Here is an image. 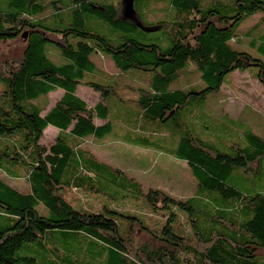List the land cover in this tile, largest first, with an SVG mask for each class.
Listing matches in <instances>:
<instances>
[{
	"label": "trees",
	"instance_id": "obj_1",
	"mask_svg": "<svg viewBox=\"0 0 264 264\" xmlns=\"http://www.w3.org/2000/svg\"><path fill=\"white\" fill-rule=\"evenodd\" d=\"M162 2L165 16L150 20L152 5ZM131 9L136 19L123 15L120 0H0V171L28 184L20 191L0 178V264H264V185L253 186L254 178L264 182V137L247 129L245 145L232 139L222 151L180 116L187 109L195 117L235 70L259 66L255 76L264 84L263 61L231 41L253 14L264 23V0H132ZM96 19L111 28V38L89 30ZM257 47L264 54V36ZM94 51L121 73L152 72L148 86L137 89L135 118L113 123L105 101L120 79L97 68ZM194 73L203 88L169 89ZM78 85L102 101L88 107ZM58 89L61 97L45 111L46 97ZM48 126L57 135L46 146L40 139ZM116 127L121 142L186 162L213 204L144 191L81 146ZM231 128L222 123L229 134ZM234 177L251 182L242 188ZM100 197L142 198L165 217L151 226Z\"/></svg>",
	"mask_w": 264,
	"mask_h": 264
},
{
	"label": "rangeland",
	"instance_id": "obj_2",
	"mask_svg": "<svg viewBox=\"0 0 264 264\" xmlns=\"http://www.w3.org/2000/svg\"><path fill=\"white\" fill-rule=\"evenodd\" d=\"M132 0H120L122 13L125 17L136 19L135 14L131 9ZM165 3L153 4L148 12L150 20L160 19L165 16ZM261 13H255L247 20L242 22L237 28L236 38H231V41L241 49L248 53L251 57L261 59L264 63V54L258 50L260 38L264 36V23H259ZM259 23L258 26H255ZM89 30L100 34L105 38H111L113 32L111 28L103 24L98 19L93 20L88 26ZM116 34V33H115ZM257 43L256 46L252 42ZM50 57L58 59L56 51H50ZM92 61L98 69L111 75L113 78L120 79V86L116 95L105 101L111 109V119H132L135 118L134 108L137 99V89L145 88L149 84V78L152 72H144L141 70H129L119 72L114 66L110 57L102 55L94 51L91 55ZM260 71L259 66H248L245 70H235L226 75L220 90L209 95L204 109H198L195 117L190 118L187 109L180 112V116L188 119L191 123V129L199 134L202 138L215 142L220 150L229 152V143L232 139L236 140L241 146L246 142L243 137V131L250 129L255 133L264 137V84L255 76L256 72ZM264 72V71H263ZM99 76L98 73H94ZM86 79L92 80L93 75L87 73ZM189 84L195 85L196 89L203 88L204 84L199 79L197 73L192 74L189 78L176 79L169 85V89L187 88ZM2 84L0 82V88ZM77 95L86 101L88 107H93L97 102L102 101L99 93L93 91L85 85H78ZM62 90L52 91L46 97V110L48 111L56 101L61 97ZM2 97L0 96V99ZM122 99L123 102H122ZM123 103L130 109H123ZM230 119L235 120L229 124ZM96 124L101 121L94 119ZM114 123V121H113ZM222 123L231 126V133L222 129ZM118 127L113 131L116 134L109 133L101 139H93L91 137L85 139L82 147L89 150L98 160L117 168L124 172L130 178L135 179L142 185L144 191L148 188H157L164 191L175 198L186 199L193 196L206 199L211 204V194L208 191H198L197 180L192 175L186 162L177 159L170 155L158 152L152 149H145L134 146L129 143L121 142L122 132ZM120 135V138L115 135ZM57 135V129L53 126H48L40 139V143L48 146L54 142ZM0 178L6 183L20 191H27L28 184L22 179L10 178L0 171ZM235 182L247 188L251 180L239 178ZM253 186H263V180L253 179ZM87 202H94L93 207H98V203L92 199L91 195H82ZM102 203L107 205V208H115L124 211L126 214H135L144 218L151 226L162 223L164 215L161 210L150 209L142 198H121L111 199L109 197H100ZM41 214H45L42 206L37 207ZM104 214L115 217L104 211ZM119 221L121 218H118ZM184 218L182 219V223ZM185 229H187L185 227Z\"/></svg>",
	"mask_w": 264,
	"mask_h": 264
},
{
	"label": "water",
	"instance_id": "obj_3",
	"mask_svg": "<svg viewBox=\"0 0 264 264\" xmlns=\"http://www.w3.org/2000/svg\"><path fill=\"white\" fill-rule=\"evenodd\" d=\"M26 34H27L26 32H23L22 37L26 38Z\"/></svg>",
	"mask_w": 264,
	"mask_h": 264
},
{
	"label": "crops",
	"instance_id": "obj_4",
	"mask_svg": "<svg viewBox=\"0 0 264 264\" xmlns=\"http://www.w3.org/2000/svg\"><path fill=\"white\" fill-rule=\"evenodd\" d=\"M96 119V118H95ZM99 120V119H98ZM101 121V120H100ZM102 122V121H101Z\"/></svg>",
	"mask_w": 264,
	"mask_h": 264
}]
</instances>
